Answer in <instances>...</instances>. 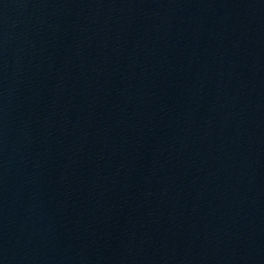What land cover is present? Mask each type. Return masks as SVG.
Returning <instances> with one entry per match:
<instances>
[{
	"label": "water",
	"instance_id": "water-1",
	"mask_svg": "<svg viewBox=\"0 0 264 264\" xmlns=\"http://www.w3.org/2000/svg\"><path fill=\"white\" fill-rule=\"evenodd\" d=\"M0 264H264V0H0Z\"/></svg>",
	"mask_w": 264,
	"mask_h": 264
}]
</instances>
